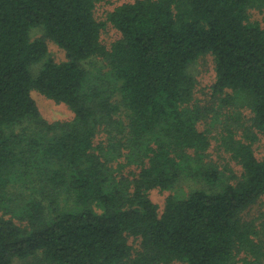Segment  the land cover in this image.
Wrapping results in <instances>:
<instances>
[{"label": "trees", "instance_id": "trees-1", "mask_svg": "<svg viewBox=\"0 0 264 264\" xmlns=\"http://www.w3.org/2000/svg\"><path fill=\"white\" fill-rule=\"evenodd\" d=\"M102 1L0 0V264H264V220L250 217L264 198V25L250 10L264 0H134L100 21ZM207 55L219 108L251 114L233 112L219 139L240 176L210 159L191 71ZM32 91L74 119L48 123ZM184 181L162 209L151 199Z\"/></svg>", "mask_w": 264, "mask_h": 264}, {"label": "rangeland", "instance_id": "rangeland-1", "mask_svg": "<svg viewBox=\"0 0 264 264\" xmlns=\"http://www.w3.org/2000/svg\"><path fill=\"white\" fill-rule=\"evenodd\" d=\"M134 0H103L97 4L96 16L100 21H106L108 14L118 5L131 2ZM251 18L253 21L261 22L264 25V12L260 9L250 10ZM31 39L44 38L43 29L37 27L31 31ZM120 33L114 29L110 24H107L106 29L102 33V41L105 45L111 46L113 42L120 38ZM49 57H51L55 62H65L67 60L66 52L60 48L57 44L52 41L47 40ZM41 67V64H36L32 67L34 73ZM192 73L197 79V87L195 91L196 101L212 112L209 113V119L207 124L203 128H207L210 132V138L212 139V147L210 151V159L214 162L220 164L222 167L227 166L228 176H240L241 168L232 163H229V157L220 148L219 139L223 133V130L232 125V113L238 112V116L242 118L244 125H249V119L251 117L250 111L248 109H238L229 108L221 106L219 108L218 100L213 96L212 86L215 82V63L214 58L211 55H207L199 59L191 68ZM33 99L36 101L43 119L48 123H54L58 121H71L74 119L73 112L64 104H56L52 100L46 98L45 96L39 94L36 91L31 93ZM119 118V117H117ZM236 124V123H235ZM239 133L243 134V128H239ZM240 135V136H241ZM106 134H100L96 139V143L104 142L106 140ZM121 136L119 135V138ZM259 140L256 142L254 148L258 158L264 159V134L258 135ZM120 162H124L122 159ZM227 164V165H226ZM130 172H135V168H126L123 170L124 175H130ZM192 187V183L189 181L182 182L178 188L174 191L162 192L160 190H153L150 192L151 199L160 206V209L164 207L165 200L171 194H176L181 191H188ZM66 201L60 203L63 207H69L72 204H65ZM1 215V212H0ZM250 217L264 220V198L262 201L256 205L250 212ZM41 256H36L28 260H19L15 264H40ZM181 264V263H175Z\"/></svg>", "mask_w": 264, "mask_h": 264}]
</instances>
